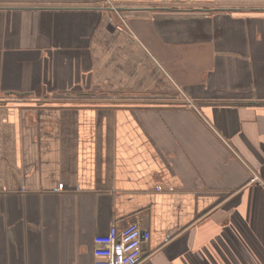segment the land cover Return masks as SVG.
<instances>
[{
  "label": "crops",
  "instance_id": "obj_1",
  "mask_svg": "<svg viewBox=\"0 0 264 264\" xmlns=\"http://www.w3.org/2000/svg\"><path fill=\"white\" fill-rule=\"evenodd\" d=\"M0 0V264H264V0Z\"/></svg>",
  "mask_w": 264,
  "mask_h": 264
},
{
  "label": "built area",
  "instance_id": "obj_2",
  "mask_svg": "<svg viewBox=\"0 0 264 264\" xmlns=\"http://www.w3.org/2000/svg\"><path fill=\"white\" fill-rule=\"evenodd\" d=\"M149 238V231L137 222L111 226L107 243L93 249L92 264H137L142 255L141 241Z\"/></svg>",
  "mask_w": 264,
  "mask_h": 264
},
{
  "label": "rangeland",
  "instance_id": "obj_3",
  "mask_svg": "<svg viewBox=\"0 0 264 264\" xmlns=\"http://www.w3.org/2000/svg\"><path fill=\"white\" fill-rule=\"evenodd\" d=\"M108 3L111 5L110 0L108 1Z\"/></svg>",
  "mask_w": 264,
  "mask_h": 264
}]
</instances>
